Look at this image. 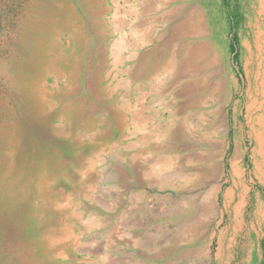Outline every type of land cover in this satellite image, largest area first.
Returning <instances> with one entry per match:
<instances>
[{"label": "rangeland", "instance_id": "obj_1", "mask_svg": "<svg viewBox=\"0 0 264 264\" xmlns=\"http://www.w3.org/2000/svg\"><path fill=\"white\" fill-rule=\"evenodd\" d=\"M58 1L0 0V264H262L264 0Z\"/></svg>", "mask_w": 264, "mask_h": 264}, {"label": "bare ground", "instance_id": "obj_2", "mask_svg": "<svg viewBox=\"0 0 264 264\" xmlns=\"http://www.w3.org/2000/svg\"><path fill=\"white\" fill-rule=\"evenodd\" d=\"M58 1V0H57ZM59 2V1H58ZM52 3V2H51ZM67 3H70V2H67ZM83 3V2H82ZM47 4V3H46ZM62 5V4H61ZM41 6V5H40ZM63 6V5H62ZM54 7H56V6H54ZM61 7V6H60ZM67 7H69V5H67ZM41 8V7H40ZM64 8H66V7H64ZM42 9V8H41ZM62 9V8H61ZM60 9V10H61ZM85 9V8H84ZM56 10H58V9H56ZM51 12L53 11V9L52 10H50ZM65 11V10H64ZM41 13H43V11H41ZM45 14V13H44ZM48 14H49V12H48ZM47 14V15H48ZM51 15H52V13H50ZM64 14V13H63ZM43 16V15H42ZM53 16H54V14H53ZM59 17H61V16H59ZM47 18V17H46ZM65 18V17H64ZM53 19V18H52ZM56 19V18H55ZM61 20H62V18H61ZM32 23H31V25L36 29V27L39 25V23H41V29L40 28H38V31H37V33H38V36H39V34H41L40 33V31L42 30V34L43 33H45L44 31H45V28L49 31V32H51V33H53L54 32V29L52 28V21L51 20H46V19H44V18H41V19H32V20H30ZM56 22V21H55ZM61 22H65V21H61ZM36 23V24H35ZM37 25V26H36ZM59 25V24H58ZM54 26V25H53ZM62 27H63V25H62ZM30 28V27H29ZM57 28V27H56ZM55 28V29H56ZM64 28V27H63ZM118 28V27H117ZM33 29V28H32ZM34 29V30H35ZM33 30V31H34ZM48 32V33H49ZM29 33H31V32H29ZM61 33V32H60ZM32 35L34 34V33H31ZM31 34H30V36H31ZM57 34V33H56ZM23 35H25L26 36V34H23ZM35 36H36V33L34 34ZM46 35V34H45ZM55 35V34H54ZM75 35V34H74ZM53 36V35H52ZM57 36V35H56ZM42 37V36H41ZM46 37V36H45ZM54 37V36H53ZM68 37V36H67ZM74 37V36H73ZM64 38V37H63ZM35 39V38H34ZM62 39V38H61ZM52 40V39H51ZM31 42V41H30ZM46 41L44 40V37L43 38H41V39H39V40H37V44L39 45V46H43V47H45L48 51L47 52H49L45 57L43 56L44 54H42V53H40V51L41 50H39V55L36 57V60L37 61H39L40 63H42V65H43V68H44V70H51V68H53V67H51L52 65H54L55 64V58L53 57L54 55H55V46L53 45V43H52V41L51 42H48V43H45ZM36 43H35V45H36ZM45 43V44H44ZM26 44V43H25ZM33 44V43H32ZM34 46V45H33ZM32 45H30V48H32V49H34V47H33ZM22 48H23V46H22ZM29 48V47H28ZM20 49H21V46H20ZM70 49V48H69ZM34 50H37V48L36 49H34ZM33 51V50H32ZM70 51V50H69ZM29 52V51H28ZM35 52H37V51H35ZM35 52L33 53L34 55H36L35 54ZM38 53V52H37ZM151 53V52H150ZM260 53V52H259ZM56 56V55H55ZM19 57V56H18ZM31 57V56H30ZM63 59V58H62ZM63 61H64V59H63ZM31 62V61H30ZM28 63V62H27ZM25 64V63H24ZM32 64V63H31ZM37 65V64H36ZM41 65V66H42ZM56 66H58V64L56 65ZM51 67V68H50ZM39 68V67H38ZM56 68V67H55ZM261 69V68H260ZM25 70V69H24ZM41 70V69H40ZM46 72V71H45ZM48 73L50 72V71H47ZM56 72V71H55ZM47 73V74H48ZM52 73V72H51ZM263 73V72H262ZM56 74V73H55ZM58 74H60V73H58ZM62 74V73H61ZM63 75V74H62ZM50 76V75H49ZM59 77V76H58ZM62 77V76H61ZM63 78V77H62ZM43 80V79H42ZM257 82V81H256ZM39 83H40V81H39ZM64 85V84H63ZM223 86V85H222ZM258 88V87H257ZM64 89V88H63ZM255 92V91H254ZM25 93V92H24ZM260 93V92H259ZM22 95V94H21ZM256 96V95H255ZM25 99V98H24ZM28 99V98H27ZM26 99V100H27ZM255 99V98H254ZM263 100H264V98H263ZM253 102V101H252ZM264 103V102H263ZM31 106V105H30ZM29 108V107H28ZM34 108V107H33ZM250 108V107H249ZM256 108H258V107H256ZM261 108V107H260ZM39 111H40V109H39ZM253 113V112H252ZM250 114H251V112H250ZM256 116V115H255ZM13 118V117H12ZM257 121H259V120H257ZM7 124V123H6ZM23 126V125H22ZM9 127V126H8ZM253 129V128H252ZM5 130V129H4ZM263 130V129H262ZM23 131V130H22ZM259 131V130H258ZM6 133H8V131L6 132ZM12 133V132H11ZM9 136V135H8ZM260 136H263V135H261L260 134ZM257 137V136H256ZM17 138V137H16ZM261 138V137H260ZM264 138V137H263ZM7 139V138H6ZM11 140H12V138H11ZM14 140V139H13ZM6 142V141H5ZM256 142H258V141H256ZM34 143V142H33ZM260 144H262V141H261V139H260ZM3 145V144H2ZM1 146V145H0ZM6 146V145H5ZM261 146V145H260ZM264 146V145H263ZM6 147H8V146H6ZM1 148V147H0ZM3 148V147H2ZM9 148V147H8ZM7 149V148H6ZM12 149V148H11ZM8 150V149H7ZM10 150V149H9ZM1 151H2V149H1ZM33 153V152H32ZM35 154V153H34ZM13 157V156H12ZM7 158V157H6ZM5 158V159H6ZM37 158V157H36ZM7 160V159H6ZM8 162V161H7ZM163 162V161H162ZM8 164V163H7ZM6 164V165H7ZM164 165V164H163ZM172 165V164H171ZM8 166V165H7ZM6 166V167H7ZM162 167V166H161ZM164 167V166H163ZM18 168V167H17ZM156 169V168H155ZM160 169V168H159ZM8 170V169H7ZM3 171V170H2ZM6 173H7V171H5ZM16 175V174H15ZM14 175V176H15ZM2 176V175H1ZM11 176H12V174H11ZM3 178V177H2ZM10 179V178H9ZM3 180V179H2ZM15 181V180H14ZM6 182V181H5ZM2 184H3V182H2ZM1 185V184H0ZM5 185H6V183H5ZM16 186V185H15ZM10 187H11V185H10ZM3 189V188H2ZM10 189H12V188H10ZM13 192V191H12ZM11 193V192H10ZM8 194V193H7ZM13 195V194H12ZM10 196V195H9ZM14 197V196H13ZM1 198H2V196H1ZM14 200V199H13ZM5 203V202H4ZM2 205H4V204H2ZM1 204H0V206H2ZM7 205V204H6ZM2 209H4V208H2ZM14 209V208H13ZM7 210H8V208H7Z\"/></svg>", "mask_w": 264, "mask_h": 264}, {"label": "crops", "instance_id": "obj_3", "mask_svg": "<svg viewBox=\"0 0 264 264\" xmlns=\"http://www.w3.org/2000/svg\"><path fill=\"white\" fill-rule=\"evenodd\" d=\"M195 70V69H194ZM190 76H191V79L192 78H197V77H200L201 78V80H202V82H201V85L203 86V85H205L204 83H205V80L207 81V79H209V73L208 72H198V70H196V71H192V72H190ZM216 76H217V72H216ZM205 79V80H204ZM194 85L197 87L198 86V79H195V81H194ZM191 90H192V88H191ZM202 91V90H201ZM197 92H198V90H197Z\"/></svg>", "mask_w": 264, "mask_h": 264}, {"label": "trees", "instance_id": "obj_4", "mask_svg": "<svg viewBox=\"0 0 264 264\" xmlns=\"http://www.w3.org/2000/svg\"><path fill=\"white\" fill-rule=\"evenodd\" d=\"M236 56L237 55L235 54L234 58H236ZM263 253H264V240H263ZM262 264H264V262Z\"/></svg>", "mask_w": 264, "mask_h": 264}]
</instances>
